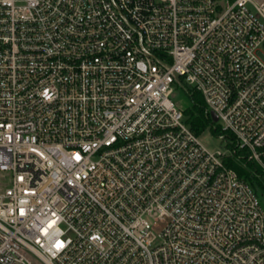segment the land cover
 Here are the masks:
<instances>
[{"label":"built area","instance_id":"1","mask_svg":"<svg viewBox=\"0 0 264 264\" xmlns=\"http://www.w3.org/2000/svg\"><path fill=\"white\" fill-rule=\"evenodd\" d=\"M264 0H0V264H264ZM161 225V227H160Z\"/></svg>","mask_w":264,"mask_h":264},{"label":"trees","instance_id":"2","mask_svg":"<svg viewBox=\"0 0 264 264\" xmlns=\"http://www.w3.org/2000/svg\"><path fill=\"white\" fill-rule=\"evenodd\" d=\"M188 95L192 100L190 108L183 109L187 118V123L191 129L197 134H202L206 129L210 128L215 135L225 134L227 147L233 152L224 157L226 165L233 168L238 174L252 184L256 189H264V172L261 166L252 159H249V151L240 149L233 135L227 131H221L219 127L214 126L209 115L205 112V100L200 91L193 87H188Z\"/></svg>","mask_w":264,"mask_h":264},{"label":"rangeland","instance_id":"3","mask_svg":"<svg viewBox=\"0 0 264 264\" xmlns=\"http://www.w3.org/2000/svg\"><path fill=\"white\" fill-rule=\"evenodd\" d=\"M262 50L264 51V44L262 46ZM172 97L178 104V106L182 109L190 108L192 106V100L190 96L182 88L174 87ZM199 140L205 147H207L211 151H217L219 149L225 150L224 142L217 135H215L210 128L206 129L202 134L199 135ZM4 179L5 178L0 175V185H5ZM257 191L262 201L264 202V189L257 188ZM29 255L36 264H44L35 255L30 253Z\"/></svg>","mask_w":264,"mask_h":264},{"label":"water","instance_id":"4","mask_svg":"<svg viewBox=\"0 0 264 264\" xmlns=\"http://www.w3.org/2000/svg\"><path fill=\"white\" fill-rule=\"evenodd\" d=\"M211 118L213 121H217L218 117L215 112L211 111Z\"/></svg>","mask_w":264,"mask_h":264}]
</instances>
